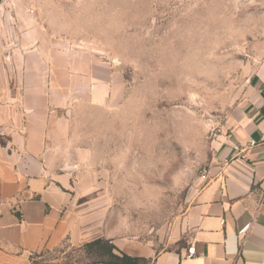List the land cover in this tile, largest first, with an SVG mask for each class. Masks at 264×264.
Segmentation results:
<instances>
[{
    "label": "rangeland",
    "instance_id": "rangeland-1",
    "mask_svg": "<svg viewBox=\"0 0 264 264\" xmlns=\"http://www.w3.org/2000/svg\"><path fill=\"white\" fill-rule=\"evenodd\" d=\"M263 56L264 0H0L13 91L64 99L46 163L69 176L81 220L78 243L29 264H141L174 246Z\"/></svg>",
    "mask_w": 264,
    "mask_h": 264
},
{
    "label": "crops",
    "instance_id": "crops-1",
    "mask_svg": "<svg viewBox=\"0 0 264 264\" xmlns=\"http://www.w3.org/2000/svg\"><path fill=\"white\" fill-rule=\"evenodd\" d=\"M18 89L0 68V133L10 137L0 142V264H29L42 248L81 240L69 176L52 175L46 163L48 130L64 99L44 84ZM174 236V246L142 253L141 264H264V56L218 162Z\"/></svg>",
    "mask_w": 264,
    "mask_h": 264
},
{
    "label": "trees",
    "instance_id": "trees-1",
    "mask_svg": "<svg viewBox=\"0 0 264 264\" xmlns=\"http://www.w3.org/2000/svg\"><path fill=\"white\" fill-rule=\"evenodd\" d=\"M0 142L4 145L6 144V142H3L1 140V136H0ZM112 248H113L112 246H109L108 250L111 251ZM118 259H119L118 261H109V262L118 263V264H137L136 262H133L132 259L127 255L118 257Z\"/></svg>",
    "mask_w": 264,
    "mask_h": 264
},
{
    "label": "built area",
    "instance_id": "built-area-1",
    "mask_svg": "<svg viewBox=\"0 0 264 264\" xmlns=\"http://www.w3.org/2000/svg\"><path fill=\"white\" fill-rule=\"evenodd\" d=\"M255 144V142H251V145H254ZM247 228H248V226L246 225V226H244L243 228H241L239 231H238V233L239 234H242V233H245V231L247 230ZM193 253H194V246L193 245H191L189 248H188V250H187V256H191V255H193Z\"/></svg>",
    "mask_w": 264,
    "mask_h": 264
}]
</instances>
